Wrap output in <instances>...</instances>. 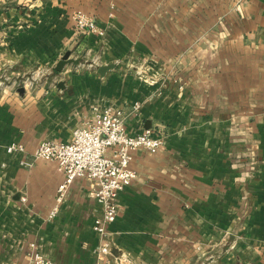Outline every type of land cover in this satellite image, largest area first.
I'll return each instance as SVG.
<instances>
[{"label": "crops", "instance_id": "0c3cea01", "mask_svg": "<svg viewBox=\"0 0 264 264\" xmlns=\"http://www.w3.org/2000/svg\"><path fill=\"white\" fill-rule=\"evenodd\" d=\"M29 5L0 13V264H27L32 241L56 264L95 261L94 181L76 178L50 217L63 175L34 151L71 141L106 106L125 111L129 134L165 140L134 154L115 252L132 264H264V0ZM78 9L104 34L78 33ZM67 50L83 59L58 71ZM13 142L26 150L9 152Z\"/></svg>", "mask_w": 264, "mask_h": 264}, {"label": "built area", "instance_id": "2783aa9c", "mask_svg": "<svg viewBox=\"0 0 264 264\" xmlns=\"http://www.w3.org/2000/svg\"><path fill=\"white\" fill-rule=\"evenodd\" d=\"M73 22L78 33L104 34L96 16L85 10H75ZM95 64L97 61L90 63V66ZM141 105V102H136L134 110H139ZM164 142V136L154 135L150 128L139 134H129L125 111L106 106L97 109L94 119L78 126L71 141L45 139L35 149L36 158L55 161L63 175L50 217L57 214L76 178L84 177L95 183L92 195L102 204L103 212L95 220L94 228L100 240L95 247L96 259L92 264H132L129 253L115 252L118 245L110 226L119 214L120 191L137 178V170L132 165L136 150L143 147L156 151ZM7 150L25 151L26 147L13 142ZM27 264L56 263L38 249L36 241H32Z\"/></svg>", "mask_w": 264, "mask_h": 264}, {"label": "rangeland", "instance_id": "374dc122", "mask_svg": "<svg viewBox=\"0 0 264 264\" xmlns=\"http://www.w3.org/2000/svg\"><path fill=\"white\" fill-rule=\"evenodd\" d=\"M34 2H36V0H6L5 2L3 0H0V13L2 14L3 12H6V13L9 12V13L17 14L20 12L19 11L20 9L24 12L28 11L30 13L31 11H33L34 8H36V6H34V5L30 6L29 4L34 3ZM25 3H28V4H25ZM81 10H83V9H81ZM31 14H32V12H31ZM12 19H13L12 21L14 23L15 18H12ZM13 23H12V25H14ZM16 23H18V22H16ZM28 23H31L33 25L36 23V19L35 18L31 19L30 22H28ZM28 23L25 22V24L24 23L23 24L27 25ZM0 28H2L1 20H0ZM94 61H98L97 58L94 59ZM33 75H34L33 72H28L25 75L24 79L27 81L29 80V78L33 79L32 78ZM24 79H21L20 81L22 82V80H24Z\"/></svg>", "mask_w": 264, "mask_h": 264}, {"label": "water", "instance_id": "95a60500", "mask_svg": "<svg viewBox=\"0 0 264 264\" xmlns=\"http://www.w3.org/2000/svg\"><path fill=\"white\" fill-rule=\"evenodd\" d=\"M82 59H83L82 57H74L72 55V51L71 50H67L62 55V57L58 60V62L56 64V69L58 71H62L67 64H70V63L78 64V63H80L82 61ZM115 66L116 65L114 63L101 65L99 67V72L104 75L109 69H111V68H113ZM60 84H63V83H60Z\"/></svg>", "mask_w": 264, "mask_h": 264}]
</instances>
